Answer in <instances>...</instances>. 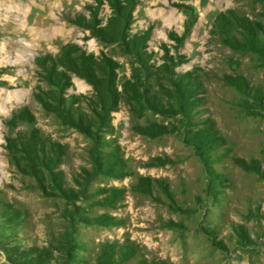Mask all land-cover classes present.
<instances>
[{"label":"rangeland","instance_id":"obj_1","mask_svg":"<svg viewBox=\"0 0 264 264\" xmlns=\"http://www.w3.org/2000/svg\"><path fill=\"white\" fill-rule=\"evenodd\" d=\"M0 264H264V0H0Z\"/></svg>","mask_w":264,"mask_h":264}]
</instances>
